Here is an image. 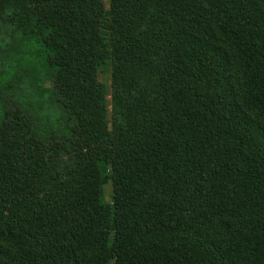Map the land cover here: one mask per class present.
Returning a JSON list of instances; mask_svg holds the SVG:
<instances>
[{
	"label": "trees",
	"instance_id": "1",
	"mask_svg": "<svg viewBox=\"0 0 264 264\" xmlns=\"http://www.w3.org/2000/svg\"><path fill=\"white\" fill-rule=\"evenodd\" d=\"M0 46V264H264V0H0Z\"/></svg>",
	"mask_w": 264,
	"mask_h": 264
},
{
	"label": "rangeland",
	"instance_id": "2",
	"mask_svg": "<svg viewBox=\"0 0 264 264\" xmlns=\"http://www.w3.org/2000/svg\"><path fill=\"white\" fill-rule=\"evenodd\" d=\"M102 1L106 2V0H102ZM1 51H2V47L0 46V57H6L8 55L7 52H1ZM6 64L2 65V66H4L3 67L4 69L8 68L12 63H6ZM99 80L103 84L104 89H105V95H104L105 102L104 103H105L106 112H107L108 108H109L108 100L110 98V69H109V67L104 68L99 73ZM106 118H107V113H106ZM102 194H103L102 199L104 202L110 200V196H111V183H110V181H108L107 183H105L103 185Z\"/></svg>",
	"mask_w": 264,
	"mask_h": 264
}]
</instances>
